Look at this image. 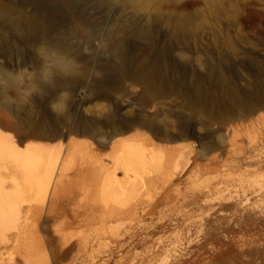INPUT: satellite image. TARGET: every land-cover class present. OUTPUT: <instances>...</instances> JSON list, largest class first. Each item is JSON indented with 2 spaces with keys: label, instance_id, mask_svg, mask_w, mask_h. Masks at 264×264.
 <instances>
[{
  "label": "rangeland",
  "instance_id": "rangeland-1",
  "mask_svg": "<svg viewBox=\"0 0 264 264\" xmlns=\"http://www.w3.org/2000/svg\"><path fill=\"white\" fill-rule=\"evenodd\" d=\"M38 19L42 27L29 25ZM182 19L188 23L180 44L171 33ZM141 22L157 29V44L165 47L169 64L175 59L183 63V52L199 75L205 73L200 64L213 61L224 66L231 85L248 105L217 112H201L198 107L185 110L197 126L195 137L157 139L158 146L173 150L193 144L198 156L172 186H165L160 173L155 174L160 205L148 217L153 230L146 238L142 225L135 224L136 248L109 251L104 244L110 241L99 223H67L77 211H92L95 201L88 197L86 186L90 139L53 125V117L64 115L66 106L54 113L33 100L37 96L33 80L42 66L36 49L44 46L66 60L80 57L83 62L101 63L116 59L115 44L122 40L126 56L142 63L156 55L146 49L145 42L126 35ZM41 35L57 37L60 44L40 39ZM0 76V127L22 151L61 153L59 198L42 225V236L45 230L59 231L76 238L86 236L88 241L87 249L79 253H52L43 238L45 253L30 255L29 264H45L47 259L52 264H264V181L258 178L264 176V0H0ZM128 88L137 89L130 81ZM212 90L229 98L228 86ZM105 104L95 101L86 108L94 111L96 105ZM174 108L184 110L180 102ZM28 117L31 121L26 122ZM168 120L178 121L175 115ZM206 135L210 137L203 139ZM215 144L219 147L211 152L203 148ZM109 152L98 149L95 156L106 158ZM249 155L256 156V163L247 159ZM94 216L99 220L97 213ZM177 239L179 247L167 251ZM148 245L153 246L150 253ZM10 255L0 250V260ZM167 255L168 261L163 262Z\"/></svg>",
  "mask_w": 264,
  "mask_h": 264
},
{
  "label": "bare ground",
  "instance_id": "bare-ground-1",
  "mask_svg": "<svg viewBox=\"0 0 264 264\" xmlns=\"http://www.w3.org/2000/svg\"><path fill=\"white\" fill-rule=\"evenodd\" d=\"M149 23L131 26L126 35L145 42L146 49L156 55L153 60L142 63L131 60L126 56L125 44L121 40L115 44L118 56L112 61L90 63L76 57L67 60L64 71L54 72L47 83L41 80L40 73L33 80L37 93L33 100L44 111L60 93L68 94L64 102L67 110L64 115L53 117V125L90 139V156L85 166L86 186L88 197L95 201L91 205L92 211H77L67 223L69 226H95L99 223L106 240L110 241L104 244L109 251L130 252L136 248L134 240L138 234L134 230L135 224H141L145 237L149 236L152 225L148 217L153 216L160 205L159 192H156L160 182L155 174L160 173L165 186H172L198 156L193 144L173 150L158 146L157 139L176 141L195 137L197 126L185 110L198 107L201 112H217L225 107L248 105L247 101L240 99L238 89L231 85L224 66L213 61L200 64L205 73L199 75L194 63L183 52L180 54L183 63L175 59L169 64L164 56L165 47L157 44L158 31ZM186 23L187 20H180L176 24L177 31L171 33L180 44L184 41ZM29 25L42 27V20H33ZM96 34L97 29L94 30ZM39 38L48 39L54 45L60 44L54 36L41 35ZM177 49L173 48L172 52ZM229 67L234 68L233 65ZM129 81L137 89L130 90ZM213 86H228L229 98L219 96L212 90ZM95 101L107 104L96 105L94 111L86 108ZM179 102L184 110L178 112L174 107ZM169 115L177 116L178 121H169ZM25 121H31V117ZM60 135L57 130L55 136ZM209 137L206 135L203 139ZM218 147L215 144L203 148L211 152ZM21 149L0 127V250L11 253L10 257L2 258L0 264H29L30 255L45 253L43 238L52 253L56 250L71 254L84 251L88 247L86 236L76 238L46 230L42 236V225L50 218L53 203L59 198L61 153ZM98 149L110 152L106 158H98L95 156ZM247 159L256 163L255 155H249ZM258 178L264 181V176ZM179 240L167 244V251H175L180 245H176ZM147 247L149 253L153 251L152 245ZM167 261L168 255L163 262ZM45 264L52 263L47 259Z\"/></svg>",
  "mask_w": 264,
  "mask_h": 264
},
{
  "label": "clouds",
  "instance_id": "clouds-1",
  "mask_svg": "<svg viewBox=\"0 0 264 264\" xmlns=\"http://www.w3.org/2000/svg\"><path fill=\"white\" fill-rule=\"evenodd\" d=\"M36 55L41 59L42 66L40 69V78L43 82L47 83L48 80L52 77L56 71H64L63 65L67 62L66 58L63 57L56 51L49 50L44 46H41L36 49ZM68 94L60 93L59 97L56 100L50 103V109L56 113L57 108L60 106H66ZM59 114V113H57Z\"/></svg>",
  "mask_w": 264,
  "mask_h": 264
}]
</instances>
